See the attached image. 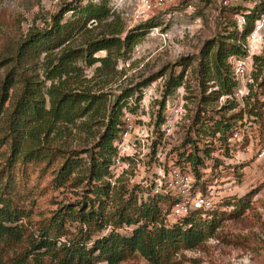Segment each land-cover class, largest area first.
I'll return each mask as SVG.
<instances>
[{
	"label": "rangeland",
	"instance_id": "rangeland-1",
	"mask_svg": "<svg viewBox=\"0 0 264 264\" xmlns=\"http://www.w3.org/2000/svg\"><path fill=\"white\" fill-rule=\"evenodd\" d=\"M108 8L114 17H120L126 35L130 32L141 33L143 37L132 52L127 53L117 62L116 72L109 78L95 74V67H87L79 61L81 69V87L75 84L74 89L85 90L97 96H102L103 103L109 108L110 115L117 99L126 97L120 102L122 110L120 118L123 121L131 116L135 127L131 141L137 145L140 154L133 158H125L130 162L128 173L125 174L116 187L125 186L132 189L135 177L146 167L145 177L151 179L154 167L164 165L163 161H187L196 150L204 158V178L216 190L222 191L225 199L245 200L250 203L245 213L238 218L227 219L218 230L216 237L203 243L194 250L183 252L185 264H264V119L253 122L248 111L258 103L263 105V96L257 84L249 101L238 102L227 100V95H217L221 91V81L216 70L210 66L206 73V55L211 50L215 53L219 43L233 44L229 37L233 36L235 13L252 11L261 5L256 12L255 21L264 14L262 0H233L230 7H221L217 3H205L189 0L192 8L178 4L163 11H149L140 0H106ZM81 0H0V107L2 104L3 84L11 71L17 73L14 86L9 92V99L0 111V138L4 136L3 126L6 119L15 110L18 100L26 89V80L37 83V89L46 93L52 81L47 80L45 73L46 53L39 50L29 62H19L18 54L21 47L32 35L43 33L53 25V19L70 5H77ZM101 0H95L100 3ZM86 2H84V5ZM237 8V9H236ZM239 15V14H238ZM68 13L64 21L71 19ZM254 21V23H255ZM96 23H91L90 28ZM240 29V28H239ZM244 27L239 30L242 32ZM103 29L98 28L92 35H77L73 44L75 49L84 47L86 41L96 37ZM249 41L243 42L244 57L248 56ZM59 50L54 51L55 54ZM106 56L100 52L96 57ZM259 57L262 60L255 61ZM205 61V63H203ZM253 74L264 69V50L262 54L253 57ZM183 80L179 85H169L172 79ZM228 84L231 85L229 74ZM179 77V78H178ZM78 90V91H80ZM167 90L169 91L167 93ZM167 93V94H166ZM184 97L187 101V121L183 124L179 136L167 138L162 135L160 125L164 120V105L168 98ZM115 111H118L117 109ZM95 115V114H94ZM244 117L243 120L241 117ZM95 118H80L74 123H59L57 131L48 140L42 142L53 151L62 150L66 154L72 151L91 150L100 134L105 130L104 116L96 114ZM237 117V128H242L245 134L244 142L230 147L227 142L222 146L217 142L221 137L215 130V119L234 121ZM236 121V122H237ZM107 123V120L105 121ZM83 123H88L86 126ZM152 137H145L142 129L152 130ZM148 131V130H147ZM122 132V131H121ZM220 133V135H218ZM139 134V135H138ZM189 141L188 144L186 141ZM120 139L118 140V145ZM186 143V144H185ZM160 147L162 152L159 155ZM209 151L210 155L207 154ZM204 153V154H203ZM117 154V149H116ZM132 155L131 152L127 153ZM208 155V156H207ZM10 156L8 148L0 150V173L8 175L7 160ZM76 173L84 174L88 167V155L80 157ZM114 158V157H113ZM62 163L60 157L53 158L52 164L17 162L12 167L14 179L18 184L19 194L16 204L26 209L30 218L24 220L26 225L35 231L41 221L50 216L56 209L54 203L64 198L80 201L79 190L56 191L52 184L53 170ZM187 165H182L186 168ZM140 187V186H139ZM143 187V186H141ZM147 192L146 188H141ZM228 197H225L226 195ZM231 213L234 208H224ZM132 231L125 228L122 233L127 235ZM28 249L26 243H21L12 249L0 245V260L10 264L16 255ZM30 264H35L30 261ZM42 264H53L46 257ZM122 264H147L141 257L128 260Z\"/></svg>",
	"mask_w": 264,
	"mask_h": 264
},
{
	"label": "trees",
	"instance_id": "trees-1",
	"mask_svg": "<svg viewBox=\"0 0 264 264\" xmlns=\"http://www.w3.org/2000/svg\"><path fill=\"white\" fill-rule=\"evenodd\" d=\"M261 6L262 4L257 5L246 14L247 24L242 32H239L237 23L234 22V31L231 33L233 36L229 37L233 44L219 43L215 53L211 54L210 50L206 54L210 55L205 64L206 73L212 66L218 79H224L221 91L217 92L219 96H231L238 87L232 74V60L244 57L243 42L252 32L256 12ZM246 12L235 13V16L245 15ZM68 13L72 14L71 19L64 21ZM114 16L106 0H101L100 3L81 0L77 5H70L61 11L54 17L49 30L32 35L20 49L19 62H29L39 50L46 53L44 68L47 80L52 81V84L46 93H42L37 89V83L27 79L26 89L2 127L4 136L0 138V150L6 146L10 156L7 160L8 175L4 176L5 171L0 173V245L3 244L7 249L21 243L28 245V249L16 255L10 264H30L31 260L35 264H42V259L46 257L53 264H122L136 257H141L147 264H185L183 252L197 249L216 237L227 219L242 216L250 206L243 199L236 201L234 197H230L213 211L194 212L169 223L167 213L164 212L165 208L171 209L169 200L154 197L139 186L132 189L125 186L111 187L108 181L109 168L116 155V144L123 129L120 118L122 107L119 104L126 97H118L108 115L109 108L103 103L102 96L73 88L75 84L78 88L82 86L81 69L77 66L79 61L90 68L97 66L95 74L109 78L116 72L118 60L132 52L141 41V33L130 32L124 35L121 18ZM91 23L97 25L90 28ZM98 28L103 31L86 41L84 47L74 48L78 34L92 35ZM56 50H59L57 54L54 52ZM100 52H105L106 56L96 57ZM261 60L259 57L255 58L256 62ZM17 73L19 72L11 71L3 84L0 111L9 99ZM225 74L230 75L231 85ZM253 78L255 86L257 84L261 91L256 96L264 98V69L253 74ZM182 80L183 75L179 79H172L169 85L174 84L173 87H176ZM253 93L252 86L245 101L252 99ZM102 113L105 130L91 150L66 154L62 150L53 151L42 144L57 131L59 123L71 124L77 119L95 118L96 114ZM248 116L253 122L263 120L264 103L262 106L258 103L254 105L248 111ZM236 118L229 122L222 118L215 119V130L221 133L217 142L222 143V146L232 130L238 127ZM243 118L242 116L241 119ZM1 120L0 118V122ZM83 124L88 126V123ZM188 142L187 140L186 143ZM84 154L88 155V167L84 174L76 173L83 161L80 157ZM207 154L210 155L209 151ZM55 157H60L62 163L53 170L54 189H81V200L64 198L54 203L56 209L41 221L35 231H31L23 225L31 214L18 207L15 201L19 192L11 169L19 161L24 164L45 161L51 165ZM203 159L196 150L189 155L187 161L179 159L177 163L180 167L187 165L195 178L202 179ZM208 182L210 181L205 180L203 191L210 185ZM231 207L234 208L231 213L224 210ZM125 228H131V233L123 234ZM192 263L199 264L197 261ZM0 264H3L1 260Z\"/></svg>",
	"mask_w": 264,
	"mask_h": 264
},
{
	"label": "built area",
	"instance_id": "built-area-1",
	"mask_svg": "<svg viewBox=\"0 0 264 264\" xmlns=\"http://www.w3.org/2000/svg\"><path fill=\"white\" fill-rule=\"evenodd\" d=\"M142 5L149 11H163L169 7L183 4L189 8H192L189 0H140ZM205 3H217L221 7H230L233 0H198ZM262 1V0H261ZM264 1V0H263ZM251 11H247L244 14L237 15L236 23L238 29L241 30L247 24L246 14ZM249 41L248 53L246 57L235 58L232 60V74L238 83V87L234 91L233 95L223 97L222 100H237L243 102L249 95L251 87L255 85L253 78V57L262 54L264 50V14H261L254 23L252 32L247 37ZM187 101L183 95L180 98L171 99L168 98L164 105V120L160 125V131L163 136L170 138L176 134L181 136V128L187 121ZM124 126L120 134V142L116 145L117 154L114 156L112 164L109 168V179L111 187L117 186V182L128 173L131 163L126 162L125 158L136 159L140 154L136 151L137 145L131 141V134L138 128L135 127L131 116L126 117L124 120ZM148 130V131H147ZM142 133L146 134L145 137L150 138L154 134V128L152 130L142 129ZM139 135V134H138ZM220 135V133L218 134ZM245 134L242 128H235L232 130L231 135L226 139L227 144L230 147L244 142ZM131 152L132 155L127 153ZM162 152L160 147L159 155ZM127 156V157H126ZM164 165L154 167L153 176L151 179H146L145 169L141 174L135 177L134 184L143 186L146 188L150 195L164 200H169L172 204L171 209L165 208L164 212L167 213V219L169 223H174L179 219L185 218L194 212H209L217 209L220 202H222L224 196L222 191L216 190L212 185L206 186V190L203 191L205 184V178L197 179L190 172L189 167L182 168L172 161H163ZM227 194L225 197H228Z\"/></svg>",
	"mask_w": 264,
	"mask_h": 264
}]
</instances>
